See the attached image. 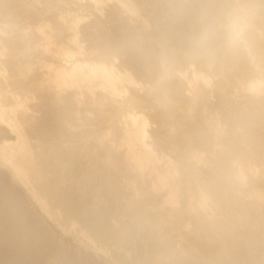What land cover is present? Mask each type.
I'll return each instance as SVG.
<instances>
[{"label":"bare ground","instance_id":"6f19581e","mask_svg":"<svg viewBox=\"0 0 264 264\" xmlns=\"http://www.w3.org/2000/svg\"><path fill=\"white\" fill-rule=\"evenodd\" d=\"M0 264H264V0H0Z\"/></svg>","mask_w":264,"mask_h":264}]
</instances>
